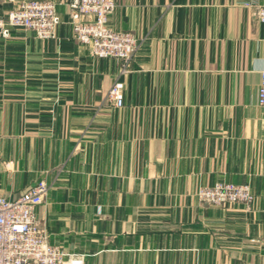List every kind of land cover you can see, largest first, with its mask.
Listing matches in <instances>:
<instances>
[{
  "label": "crops",
  "instance_id": "0c3cea01",
  "mask_svg": "<svg viewBox=\"0 0 264 264\" xmlns=\"http://www.w3.org/2000/svg\"><path fill=\"white\" fill-rule=\"evenodd\" d=\"M51 1L55 39H0V197L46 181L39 223L85 264H264V24L245 6L264 0H116L111 27L142 42L122 109L118 62ZM218 182L250 185L251 210L201 205Z\"/></svg>",
  "mask_w": 264,
  "mask_h": 264
},
{
  "label": "built area",
  "instance_id": "2783aa9c",
  "mask_svg": "<svg viewBox=\"0 0 264 264\" xmlns=\"http://www.w3.org/2000/svg\"><path fill=\"white\" fill-rule=\"evenodd\" d=\"M245 6L264 24V5L247 2ZM69 7L74 40L89 48L92 57L118 62V78L108 98L116 108H124L125 83L121 78L132 72L141 40L111 27L116 0H69ZM60 24L54 1L23 0L7 16L0 17V39H9L13 29H23L38 40H52ZM259 103L264 106V72ZM49 189L46 181H40L16 200L0 197V264H85L83 258L70 257L61 247L52 245L48 230L39 223L37 209L45 203ZM197 197L201 205L221 209L243 205L251 210L255 201L250 185L227 182L201 188Z\"/></svg>",
  "mask_w": 264,
  "mask_h": 264
}]
</instances>
